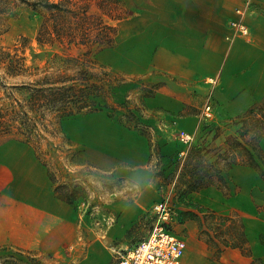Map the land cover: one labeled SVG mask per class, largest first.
<instances>
[{"label":"rangeland","instance_id":"obj_1","mask_svg":"<svg viewBox=\"0 0 264 264\" xmlns=\"http://www.w3.org/2000/svg\"><path fill=\"white\" fill-rule=\"evenodd\" d=\"M51 1L63 2L70 11L59 16V13L53 14L44 8L36 11L22 0H0V147L13 141L21 143L10 144L16 146L13 152H10L12 149L3 152L0 148V264H4L5 255L12 253L28 264L69 263L70 244L62 248L60 256L38 247L40 237L46 234L49 225L35 226V222L41 225L42 211L27 203L34 198L41 200L43 193L48 191L54 193L62 184H68L74 190L72 219L80 226L83 236L91 237L110 230L121 212L120 204H140L146 194H155V202L144 206L126 236L112 245L116 248V252L112 250L113 264H119V251L128 253L157 226L183 238L187 249L199 247L200 243L209 245L206 237L200 236V230H207L210 226L204 218L205 224L200 227L199 220L205 214L203 209H215L225 216L234 214L232 223L214 221L212 229L213 240L220 246L224 240L231 242L232 234L242 233L239 216L242 202L232 204V199L244 194L242 187L234 193L225 185H209L192 191L189 173L179 176L177 172L172 182L166 179L178 159L181 160L179 169L185 167L183 158L189 146L211 147L223 143L224 136L236 131L232 123L240 115L226 112L230 103L216 87L215 80L207 78L204 85L211 86L203 88L202 92L196 90L191 109L179 112L198 115L197 126L190 130L177 128L171 125L173 120L167 115L150 110L148 103L150 97L171 82L167 78L168 72L152 75L147 72L146 63L142 65V73L132 72V49H137L132 46L130 30L125 34L121 31V20L138 11L136 1ZM58 27L75 35L72 42L69 36L58 38ZM109 39L114 40L112 47L94 55L99 42ZM90 50L92 53L86 54ZM140 52L145 58L146 47ZM122 54L126 60L123 64L125 70L115 72L111 65H115ZM82 72L93 74L95 79L92 82L98 85L105 78V72L114 75L115 84L121 83L114 96L118 109L93 112L91 114H96L93 119L86 118V114L58 122L55 114L48 112L45 121L37 120L27 106L32 98L30 86L46 76L78 77ZM183 91L179 96L185 98L187 90ZM208 108L211 117L206 115ZM139 122L143 124L138 127ZM117 125L139 133L143 130L149 139L153 155L150 165L154 174L149 184L138 183L130 177L122 178L117 168L120 164L100 165L84 155L86 138L95 139L96 143L100 138L103 154L117 151L111 147V133H115L112 130ZM183 131L192 136L191 143L181 142ZM218 132L222 136L214 140ZM27 134H32L31 142L27 141ZM164 144L174 153L169 156L174 157L172 161L161 156V145ZM18 152L22 162L12 166L14 159L10 164L7 160L9 156H17ZM38 153H41L42 160ZM43 162L49 165L56 184L50 181L51 178L47 179ZM119 169L125 170L123 167ZM238 239L243 243L242 237Z\"/></svg>","mask_w":264,"mask_h":264},{"label":"crops","instance_id":"obj_2","mask_svg":"<svg viewBox=\"0 0 264 264\" xmlns=\"http://www.w3.org/2000/svg\"><path fill=\"white\" fill-rule=\"evenodd\" d=\"M135 1L139 5L138 11L121 20V31L125 34L130 30L132 46L137 49H132V72L142 73V65L146 63L147 72L156 75L166 71L171 81L148 99L150 110L167 115L173 120L171 125L177 128L193 129L198 124V115L179 112L191 109L196 90L202 92L203 88L211 86L204 85L207 78L215 80L216 87L230 103L227 113L244 114L264 99V0ZM238 10L243 11L242 17L237 14ZM239 18L249 29L248 36L231 26L230 23ZM145 47L144 58L140 51ZM124 58L122 54L115 65H111L115 72H124ZM182 89L187 90L190 97H180L184 93ZM94 115L90 113L86 118L93 119ZM112 131L115 133H111V147L117 151L103 154L100 138L98 143L86 138L84 155L100 165L120 164L117 168L122 178L130 177L138 183L149 184L154 176L149 139L119 125ZM12 143L21 144L13 141L0 148L3 152L9 149L13 152L16 146H11ZM261 146L264 152V139ZM161 147L165 159L174 154L169 146ZM16 155L7 160L10 164L14 159L12 166L22 162L19 152ZM122 167L125 170L119 169ZM46 177L50 178L48 171ZM226 181L228 191L234 193L242 187L244 192L232 199V204L242 202L239 215L243 225L242 246H226L218 251L214 246L200 243L199 247L186 249L180 264H264V175L256 167L235 165L228 172ZM50 192L43 193L41 200L25 201L42 211L41 225L35 222V226L49 225L46 234L40 237L38 247L60 256L62 248L70 244L68 264H113L112 250L116 252V248L112 245L126 236L144 206L151 205L156 199L155 194L148 193L140 204H120L121 212L110 230L91 237L83 236L80 226L72 219L71 204L62 200L55 190ZM228 216L235 219L234 214ZM119 254L123 253L119 251Z\"/></svg>","mask_w":264,"mask_h":264},{"label":"trees","instance_id":"obj_3","mask_svg":"<svg viewBox=\"0 0 264 264\" xmlns=\"http://www.w3.org/2000/svg\"><path fill=\"white\" fill-rule=\"evenodd\" d=\"M22 1L36 11L44 8L53 14L59 13V16H61V13L70 11L65 8L66 6H64L65 4L63 2H53L51 0ZM66 2L69 3V0H66ZM59 29V27L56 28V30ZM65 31L59 30L57 34L58 38L62 39L64 36H69V41L72 42L75 35ZM113 41V39H109L106 42H99L94 55L112 47L114 44ZM92 51L90 50L86 54H90ZM76 62L78 63L79 59H76ZM104 75L105 78L99 85L92 82L95 78L89 72H82V76L78 77L46 76L41 78L33 86H30L32 98L29 100L27 106L37 116V120L40 122L46 120L48 112L55 114V118L60 122L65 118H73L79 115L83 116L106 109L116 110L118 108L115 107V90L121 86V83L118 85L115 84L116 79L109 72H105ZM141 123L139 122L136 126H141L143 124ZM232 126L236 127V131L233 134L224 136L223 143L215 144L211 147L207 145L189 146L186 150L187 154L183 158L185 163V167L182 168L183 170L179 169L181 160L178 159L175 162V169L166 179L172 182V178L175 177L177 172H179V176H184L185 173H189L192 179L190 186L192 188H189L195 191L196 189L209 185H225L227 189L226 177L230 169L235 165L256 167L264 175V152L261 146V141L264 139V99L251 106L244 114L238 116L232 123ZM140 131H142L140 132L141 134H145L143 130ZM30 135L32 134H27L28 142L32 140ZM221 136L222 133L218 132L214 140H217ZM37 151L39 150L37 149ZM161 156L164 158L163 155ZM38 158L42 160L41 153H38ZM173 158V156L168 157L171 161ZM43 165L47 168L48 175L53 184H56V178L53 176L49 165L45 162H43ZM168 183L170 182L166 184ZM55 192L62 200L70 204L75 199L74 190L68 184L58 185L55 188ZM202 212H205V214L202 219L199 218L200 227L205 224L204 218L210 223V226L206 228L207 230H200V236L202 234L206 237L209 246L213 245L218 251H221L222 247L226 246H242L241 239L239 240L238 238L242 237L243 241V234L239 233L236 235L235 231L232 232L235 234L230 236L232 238L231 242L224 240L220 246L213 240V222L219 221L223 224L225 221H230L232 223L233 219L231 217L220 215L215 210L210 209H203ZM242 228L243 225L241 224ZM4 257V264H28L23 258L13 253L5 255ZM36 264L38 263L36 262Z\"/></svg>","mask_w":264,"mask_h":264},{"label":"built area","instance_id":"obj_4","mask_svg":"<svg viewBox=\"0 0 264 264\" xmlns=\"http://www.w3.org/2000/svg\"><path fill=\"white\" fill-rule=\"evenodd\" d=\"M237 14L242 17L243 11L238 10ZM230 24L240 34L249 35V29L241 18ZM209 109H207L206 115L211 117ZM180 140L183 144H189L192 141V136L183 131ZM186 249L187 243L184 239L163 226H157L135 248L126 254H121L119 264H180Z\"/></svg>","mask_w":264,"mask_h":264}]
</instances>
